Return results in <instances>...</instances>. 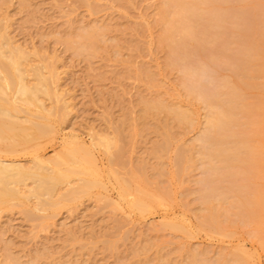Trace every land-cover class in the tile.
I'll return each instance as SVG.
<instances>
[{"label": "rangeland", "instance_id": "374dc122", "mask_svg": "<svg viewBox=\"0 0 264 264\" xmlns=\"http://www.w3.org/2000/svg\"><path fill=\"white\" fill-rule=\"evenodd\" d=\"M162 1L0 0V19H7L10 37L56 65L58 87L70 110L54 122L49 136L15 144L12 151L11 139L0 140V158L29 168L36 154L53 158L76 137L92 149L95 165L89 177L98 182L88 194L53 212L0 209V264H190L194 256L220 264L237 248L247 254L249 264H264V245L235 208L220 229L202 220L204 189L221 186L210 167L213 162L200 155L209 110L206 98L190 94L184 72L169 64L168 48L159 44ZM95 26L103 34L97 45L79 47L81 34ZM220 62L204 65L195 91L213 93L231 76L230 65ZM156 98L188 108L192 123L179 124L166 112L156 115L159 120L145 118L144 100ZM165 130L170 142L157 157L152 150L163 142ZM112 138H119L121 147L117 160L116 154L112 157L115 162L109 158ZM179 147L192 148L193 163L174 164ZM141 165L147 180L137 184L131 174ZM124 180L128 192L121 190ZM139 187L144 210L130 204ZM148 191L157 196L147 198ZM40 215L46 216L42 225ZM169 221L182 231L167 226Z\"/></svg>", "mask_w": 264, "mask_h": 264}, {"label": "bare ground", "instance_id": "6f19581e", "mask_svg": "<svg viewBox=\"0 0 264 264\" xmlns=\"http://www.w3.org/2000/svg\"><path fill=\"white\" fill-rule=\"evenodd\" d=\"M230 1L163 0L159 8L163 29L158 41L168 48L169 64L184 72L190 94L206 98L209 110L203 137L205 149L200 155L213 162L210 167L217 172L221 186L204 189L203 222L220 229L224 220L230 221L229 209L235 208L241 220L253 225L255 236L264 245V0ZM99 29L95 26L85 30L79 47L94 48L103 35ZM37 50H27L14 41L8 33L7 19H0V140L11 139V151L15 144L49 136L55 129L54 122L64 119L70 111L64 90L63 95L58 87L56 65ZM218 59L220 64L230 65L231 76L227 74L213 93L195 91L193 86H198L204 65ZM143 103L145 118L159 120L158 114L166 112L179 124L192 123L191 111L181 104H167L157 98ZM119 131L115 130L116 137ZM165 131L163 142L152 150L157 157L170 142L169 131ZM75 138L64 143L53 158L36 154L29 168L19 160L0 158V209L19 206L25 213L33 212L29 207L53 212L88 194L98 183L94 176L89 177L94 174L91 167L95 158L89 155L91 148L83 147ZM112 139L115 153L112 151L109 158L116 154L117 160L120 141ZM192 151L191 147L177 148L174 164L193 163ZM137 169L131 174L132 181L146 182L143 165ZM30 179L32 184L27 182ZM126 184L124 180L120 185L123 192H128ZM135 193L131 206L144 210L143 190L139 187ZM155 196L147 192V198ZM45 217H37L40 225ZM165 224L174 231L183 228L175 221ZM237 249L230 260L223 258L220 264H249L247 254ZM3 264L13 263L8 260ZM190 264L209 263L194 256Z\"/></svg>", "mask_w": 264, "mask_h": 264}]
</instances>
